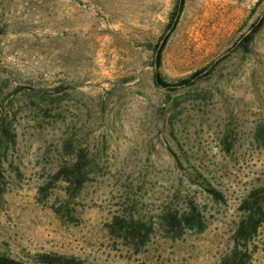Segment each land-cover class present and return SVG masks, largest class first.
<instances>
[{
	"label": "rangeland",
	"instance_id": "obj_1",
	"mask_svg": "<svg viewBox=\"0 0 264 264\" xmlns=\"http://www.w3.org/2000/svg\"><path fill=\"white\" fill-rule=\"evenodd\" d=\"M0 0V254L220 264L264 184V0ZM88 179L58 174L80 153ZM206 187L222 194L215 200ZM196 209L204 231L172 226ZM182 221V220H181ZM175 236V237H174ZM248 264H264V224Z\"/></svg>",
	"mask_w": 264,
	"mask_h": 264
},
{
	"label": "trees",
	"instance_id": "obj_2",
	"mask_svg": "<svg viewBox=\"0 0 264 264\" xmlns=\"http://www.w3.org/2000/svg\"><path fill=\"white\" fill-rule=\"evenodd\" d=\"M186 0H178L176 9L173 13L172 21L169 24V33L162 37L160 43L155 47V74L154 83L156 86L170 91L179 89L180 87H188L194 84L196 81L207 77L209 74L200 70L192 74L189 78L170 82L167 81L160 72L162 66L163 51L169 41L171 33L175 30L179 19L184 11ZM264 25V16L257 22L254 27L253 33L245 37L246 47L253 40L254 34L261 29ZM80 163L75 166V168L62 169L58 177L59 179H64L67 182L78 184L81 186L88 176H82L81 171L84 167L88 165V162L84 160V153H80ZM209 194L217 201L222 199V194L215 188L206 187ZM239 210L242 213V217L237 224L234 241L235 247L233 250L223 258L220 264H248L253 259L255 254V246L251 248L252 242L256 240L259 236L260 228L264 224V184L253 190H251L245 198L241 201L239 205ZM182 220V221H181ZM169 223L172 226H184L190 229H197V231L202 232L205 230L206 225L202 220V214L195 208L191 213L185 214L180 221L175 217H169ZM175 237V236H174ZM35 264H85L83 261L75 257H66L57 254H41L38 255L34 260ZM0 264H27L22 260L12 258L6 255L0 254Z\"/></svg>",
	"mask_w": 264,
	"mask_h": 264
}]
</instances>
